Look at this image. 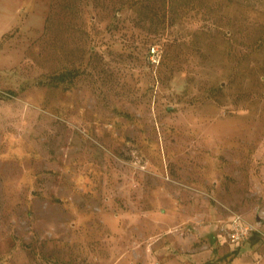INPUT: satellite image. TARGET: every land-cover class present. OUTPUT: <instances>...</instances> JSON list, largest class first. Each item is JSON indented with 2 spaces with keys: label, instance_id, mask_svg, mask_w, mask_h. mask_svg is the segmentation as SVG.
<instances>
[{
  "label": "rangeland",
  "instance_id": "374dc122",
  "mask_svg": "<svg viewBox=\"0 0 264 264\" xmlns=\"http://www.w3.org/2000/svg\"><path fill=\"white\" fill-rule=\"evenodd\" d=\"M0 264H264V0H0Z\"/></svg>",
  "mask_w": 264,
  "mask_h": 264
},
{
  "label": "built area",
  "instance_id": "2783aa9c",
  "mask_svg": "<svg viewBox=\"0 0 264 264\" xmlns=\"http://www.w3.org/2000/svg\"><path fill=\"white\" fill-rule=\"evenodd\" d=\"M228 230L231 233H227V238L230 244H239L245 239L247 234L253 231L252 227L246 221L237 214H232L230 220L228 221Z\"/></svg>",
  "mask_w": 264,
  "mask_h": 264
}]
</instances>
